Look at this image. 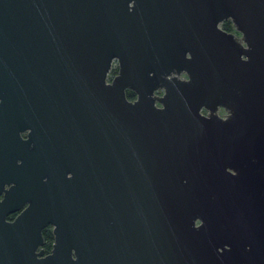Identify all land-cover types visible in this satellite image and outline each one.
<instances>
[{"label":"water","instance_id":"1","mask_svg":"<svg viewBox=\"0 0 264 264\" xmlns=\"http://www.w3.org/2000/svg\"><path fill=\"white\" fill-rule=\"evenodd\" d=\"M1 193L0 264H264V0H0Z\"/></svg>","mask_w":264,"mask_h":264},{"label":"flooded vegetation","instance_id":"2","mask_svg":"<svg viewBox=\"0 0 264 264\" xmlns=\"http://www.w3.org/2000/svg\"><path fill=\"white\" fill-rule=\"evenodd\" d=\"M183 77H185V75H182V78ZM135 98V95H134V97L133 98H129V99H134ZM206 111L205 110H203V113H205ZM21 136L22 137H26V133H21ZM3 198V193H1L0 194V200ZM26 205H24L21 209H19V210H17V211H14V212H10V213H8V214H6V216H5V220L6 221H13L14 219H15V217L19 214V212L25 207ZM52 229H53V226L52 225H50V224H47L43 229H42V237H43V243H42V245L41 246H39L38 247V249L37 250H39V249H43V251H44V255L45 254H47V253H49L50 251H51V248H52V244H53V233H52ZM44 230H49V232H50V234H51V236H52V240L51 241H49V245H50V248H49V250H46V248H45V245L47 244V242L45 241V239H44V235H43V231Z\"/></svg>","mask_w":264,"mask_h":264},{"label":"trees","instance_id":"3","mask_svg":"<svg viewBox=\"0 0 264 264\" xmlns=\"http://www.w3.org/2000/svg\"><path fill=\"white\" fill-rule=\"evenodd\" d=\"M222 24H223V26H222L223 29H225L227 31H230V32H232L234 30V28L232 26V23L230 21H225ZM112 71L116 72V70H112ZM127 97L128 98H133L134 97V93L132 91H130V90L127 91ZM43 235H44L45 241L47 242V244L45 245V248H46V250H49V248H50L49 241L52 240V236H51L49 230H44L43 231Z\"/></svg>","mask_w":264,"mask_h":264},{"label":"rangeland","instance_id":"4","mask_svg":"<svg viewBox=\"0 0 264 264\" xmlns=\"http://www.w3.org/2000/svg\"><path fill=\"white\" fill-rule=\"evenodd\" d=\"M223 26V24H221V27ZM232 32H234L237 36H239L240 34L238 33V32H236L235 30H233ZM116 66H117V64H116V62L114 61L113 62V64H112V68H111V71L109 72V74H108V78H111L116 72H113L112 70H116L115 68H116ZM223 113V111L222 110H220L219 111V114H222Z\"/></svg>","mask_w":264,"mask_h":264}]
</instances>
